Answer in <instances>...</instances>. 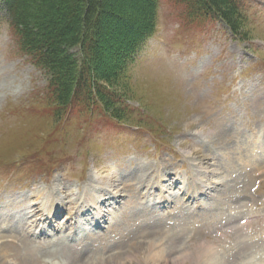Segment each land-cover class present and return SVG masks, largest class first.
I'll list each match as a JSON object with an SVG mask.
<instances>
[{"label": "rangeland", "instance_id": "rangeland-1", "mask_svg": "<svg viewBox=\"0 0 264 264\" xmlns=\"http://www.w3.org/2000/svg\"><path fill=\"white\" fill-rule=\"evenodd\" d=\"M246 2L244 40L224 23L190 27L177 2L161 1L127 84L113 86L126 92L122 127L101 111L65 117L0 16V264H184L211 253L218 264H264V182L253 190L264 167V0ZM105 8L111 67L147 6ZM189 187L208 196L188 202ZM97 200L107 224L85 235L77 210L99 213ZM250 214L255 233L241 225ZM190 234L215 246H188Z\"/></svg>", "mask_w": 264, "mask_h": 264}, {"label": "trees", "instance_id": "trees-1", "mask_svg": "<svg viewBox=\"0 0 264 264\" xmlns=\"http://www.w3.org/2000/svg\"><path fill=\"white\" fill-rule=\"evenodd\" d=\"M110 1L0 0V16L8 21L21 51L48 77V88L65 117L101 111L107 123L121 127L117 120L126 114V92L113 86L122 80L127 84L131 62L157 30L162 0H145L146 18L108 67L101 54L104 23L114 17L105 8ZM174 1L183 12L179 15L183 22L212 26L221 20L234 34L248 39V31L242 30L247 0Z\"/></svg>", "mask_w": 264, "mask_h": 264}, {"label": "bare ground", "instance_id": "bare-ground-1", "mask_svg": "<svg viewBox=\"0 0 264 264\" xmlns=\"http://www.w3.org/2000/svg\"><path fill=\"white\" fill-rule=\"evenodd\" d=\"M258 146H260L261 147V145H258ZM262 149H263V145H262V147H261ZM254 157H255V155H253ZM253 162V161H252ZM259 163V162H258ZM260 166L261 165H263L264 166V161L263 162H261V164H259ZM251 168H254L255 169V167H253V166H250V170H251ZM261 168V167H260ZM254 169H252V170H254ZM252 172V171H251ZM112 180V179H111ZM221 182V181H220ZM216 183V182H215ZM215 183H210V187H214L216 184H218V182L215 184ZM204 184V183H203ZM201 187V186H200ZM198 192V191H197ZM191 193H192V188L191 187H189L188 189H187V194L185 195V197H184V199L185 200H188V202H191V200H194L195 198H197V194L195 193V195H191ZM202 193V198H203V196H206L205 195V193H203V192H201ZM110 195H112L113 196V194H110ZM164 195V194H163ZM100 197V196H99ZM98 198V197H97ZM117 197H114V198H112V199H108V198H106L107 200H108V202H109V206H111V205H114V204H117V203H119V201L118 200H115ZM106 199H104V200H106ZM90 200H93V199H90ZM103 200V199H102ZM102 200H97V202L96 201H94V203L93 202H90L91 204V206H93V207H91L90 205V209H96L98 206H96V204L95 203H98V202H102ZM112 200V201H111ZM86 205V204H85ZM36 206V205H35ZM34 205H32V207H35ZM82 206H84V205H81L80 207L81 208H79L78 210H77V213H78V215H79V217L81 218V220H82V217L83 216H87L88 214H90V213H94V211L93 210H89V209H86V208H84V207H82ZM100 213H102L103 215H99ZM100 213H98V214H96V217L99 219L100 217H98V216H104L105 217V214H104V212H101L100 211ZM103 217V218H104ZM93 218H95V217H93ZM96 219V218H95ZM102 219V218H101ZM101 219L98 221L97 219H96V224H98L99 222L101 223ZM190 241H192L191 242V244H194V243H198L199 245H201V246H199L198 248H202V247H206L207 249L208 248H210V247H212V246H215L214 245V243H200V242H198V238H196V237H191L190 238ZM217 241H219V243H221V245H222V243H223V241L221 240V239H219V238H217ZM3 243V242H2ZM1 244V243H0ZM217 246H218V244H216ZM153 247V246H152ZM159 248V247H158ZM154 250V249H153ZM1 253V252H0ZM187 253V252H186ZM207 253H208V251H207ZM184 254V253H183ZM201 254V253H200ZM163 255H165V254H162V256ZM214 255L216 256V254H214V253H211L210 254V256L207 254V256L206 255H204V257L206 256L207 258H201L202 256H188V255H186L185 256V258H183V257H181V259H179V260H181V261H183V263L184 264H218L217 262H215V257H214ZM2 258V257H1ZM147 258V257H146ZM3 259V258H2ZM156 259V256L155 255H151V257L149 258L148 257V259H146V263H149V262H152L153 260H155ZM1 260V259H0ZM205 260V261H204ZM158 261V260H157ZM177 261V260H176ZM202 261H204V263L202 262ZM219 261V260H218ZM3 262V261H2ZM3 264V263H2ZM159 264V263H158ZM254 264V263H253Z\"/></svg>", "mask_w": 264, "mask_h": 264}]
</instances>
